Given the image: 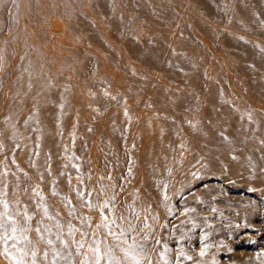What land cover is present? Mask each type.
Returning <instances> with one entry per match:
<instances>
[{"label":"bare ground","instance_id":"6f19581e","mask_svg":"<svg viewBox=\"0 0 264 264\" xmlns=\"http://www.w3.org/2000/svg\"><path fill=\"white\" fill-rule=\"evenodd\" d=\"M107 1L116 21L143 3ZM147 1L167 4L166 62L181 66L184 77L179 84L146 86L140 98L122 100L119 111L107 107L108 97L104 112L91 121L87 235L77 254L83 237L77 208L75 264L91 260L97 245L101 264H134L121 249L134 252L140 264H259L257 254L264 252V0ZM35 3L16 5L20 25L11 37L12 42L22 38L29 50L20 53L16 46V57L0 63L8 67L2 70L9 72L11 86L17 74L29 80L23 103L54 105L59 92L72 99L77 83L84 82L73 72L80 17L74 0ZM58 15L68 18L69 28L62 32L52 28ZM144 22L137 21L130 36L123 26L116 28L118 39L106 38L108 65L100 56L105 65L99 72L120 66L123 71L104 78L129 93H139V75L135 63H125V49L139 51L149 33ZM126 76L131 82H124ZM105 222L115 236L97 227ZM109 248L111 262L104 255Z\"/></svg>","mask_w":264,"mask_h":264},{"label":"rangeland","instance_id":"374dc122","mask_svg":"<svg viewBox=\"0 0 264 264\" xmlns=\"http://www.w3.org/2000/svg\"><path fill=\"white\" fill-rule=\"evenodd\" d=\"M35 1L0 0V61L7 64V60L14 59L16 46L20 53L29 50L27 44L22 45V38L12 42L11 37L20 25L16 5H36ZM74 5L80 19L75 25V46L79 50L75 54L73 72L75 77L81 75L84 80L82 86L77 83L76 97L71 99L62 90L54 105L23 103L22 91L29 86V80L17 74L11 86L9 72L2 70L8 67L0 63L4 66L0 67V76L5 77L0 81V222L11 217L18 229H28L24 233L17 232L20 239L7 241L3 237L11 236V232L0 229V264H16L20 259L24 264H32L33 250L37 251L36 264H53L54 259L55 264H75L77 208L82 211L83 243L87 235L91 121L104 112L108 97L112 102L107 107L119 111L122 100L140 98L146 86L179 84L184 77L181 66L166 62L169 14L165 2L156 5L143 0L137 11L125 10L123 21L110 19L107 0H74ZM86 5L92 6L88 10ZM157 10H161L160 16ZM137 21H146L142 28L149 33L142 36L139 51L126 48L124 56L126 64L137 65L138 94L134 93L135 89L129 93L104 78L111 72L123 71L120 66L113 64L99 72L105 65L102 58L107 59V65L110 60L106 55L109 52L107 36L118 39L116 28L122 26L127 36L132 35ZM51 23L58 32L69 28L64 15L54 17ZM124 82H131V78L124 77ZM4 88L8 89L7 93ZM53 106L56 110L51 113Z\"/></svg>","mask_w":264,"mask_h":264},{"label":"snow or ice","instance_id":"6c2138e0","mask_svg":"<svg viewBox=\"0 0 264 264\" xmlns=\"http://www.w3.org/2000/svg\"><path fill=\"white\" fill-rule=\"evenodd\" d=\"M105 207H107V205H105ZM5 208H7V205L5 204ZM129 226L131 228V222H129ZM97 227H104V228H108L109 229V235H112V236H115V233L111 231L109 225L105 222V223H102V224H98ZM0 229L4 230L5 233H8L9 231L11 232V236H8V235H5L3 237V239L5 241H7L8 239H20L21 237H17V232H21V233H24V232H27L28 229L27 228H20L18 229L17 225L15 224L14 221L11 220V217L8 218V221L6 222H0ZM37 231H39V229H37ZM83 235V234H82ZM124 233L123 231L120 233V236H123ZM27 243H31L30 241H28L27 237L26 236H23L22 237ZM117 239H119V237H117ZM75 242V241H74ZM123 242V241H121ZM61 243H64V241H61ZM48 244L51 245L52 244V241L49 240L48 241ZM13 247H15V245H13ZM84 247V243L83 241H80L77 243V254L80 253V249ZM132 248H134V246H130ZM207 247V246H205ZM92 252H93V258L90 260L88 257H85L81 262L80 264H101V260L103 259V255L101 253V249L99 247V245H97L95 248H92L91 249ZM122 251L125 252V256L126 257H130L131 260L134 262V264H140V261L137 259V256L134 252H129L127 250H124V249H121ZM7 252V249L5 250ZM32 264H36V256H37V251L36 250H33L32 253ZM57 255H59L57 253ZM69 255H71V253H69ZM104 255H107L109 257V261L111 262V258H112V249L109 248L106 250V253H104ZM180 256H184L185 259L187 260H191L192 257L191 256H187L185 255V253H183V251H181L179 253ZM200 255L201 256H204L205 255V251L204 249L202 248L201 251H200ZM44 258L47 259V253L45 252L44 253ZM13 259H15V257H13ZM256 259L259 261V264H264V252H261V253H258L257 254V257ZM177 260H179V257L177 258ZM16 264H24L23 260L20 259V260H17L16 261ZM53 264H55V259L53 260Z\"/></svg>","mask_w":264,"mask_h":264}]
</instances>
